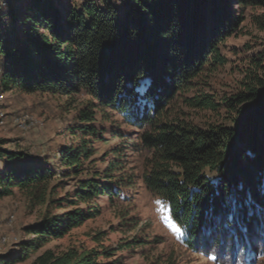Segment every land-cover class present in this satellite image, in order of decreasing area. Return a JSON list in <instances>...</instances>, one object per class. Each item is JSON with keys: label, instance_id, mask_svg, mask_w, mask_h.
<instances>
[{"label": "trees", "instance_id": "1", "mask_svg": "<svg viewBox=\"0 0 264 264\" xmlns=\"http://www.w3.org/2000/svg\"><path fill=\"white\" fill-rule=\"evenodd\" d=\"M234 1L264 8V0H123L121 9L110 0L72 8L63 0H23L11 8L9 16L20 27L11 41L0 42V90L86 99L76 112L79 142L58 153L63 171L0 148V199L13 189L32 192L56 176L86 172L83 165L94 156L91 144L105 142L93 125L96 115L110 110L138 130L132 147L144 155L141 183L168 206L184 248L214 264H257L264 257V50L254 60L255 70L245 75L243 92L222 103L228 125L200 128L171 108L205 67L226 63L219 47L240 21L232 12ZM260 28L264 32V23ZM183 102L194 111L218 114L221 107L208 95ZM122 163L108 162L100 173L87 171L71 201L32 194L46 212L53 206L73 209L53 217L48 211L25 228L29 241L16 261L99 216V200L124 205L132 177L113 175ZM111 256L73 247L45 250L32 264H116L107 263Z\"/></svg>", "mask_w": 264, "mask_h": 264}, {"label": "rangeland", "instance_id": "2", "mask_svg": "<svg viewBox=\"0 0 264 264\" xmlns=\"http://www.w3.org/2000/svg\"><path fill=\"white\" fill-rule=\"evenodd\" d=\"M22 1L0 0V42L3 44L11 41L19 30V24L12 22L9 10L18 8ZM63 2L65 8H72L87 2L101 5L102 0ZM123 5L122 0L116 7L121 9ZM232 12L240 17V21L233 35L219 47L226 63L223 66L205 67L203 73L193 80L192 89L172 101L173 112L179 113L177 117L200 128L208 124L228 125L230 114L222 103L243 92L245 75L255 70L254 60L264 50V32L260 28V24L264 23V8L238 6L234 1ZM2 67L0 57V73ZM258 73L262 77V73ZM199 94L208 95L221 105L218 114L194 111L184 104V97ZM75 99L77 97L26 94L18 89L10 92L0 90V148L24 153L28 160L46 163L56 171H63L57 164L58 153L75 146L80 140V134L76 131L80 125L76 112L86 98L81 96L73 103ZM96 118L93 125L102 131L105 142L95 141L91 144L94 156L83 167L89 172L100 173L108 162L122 161V168L120 166L113 175L116 179L132 177V186L124 190L129 199L124 205L104 198L99 200V216L85 222L81 228L70 231L64 239L38 247L27 260L19 262L16 257L29 241L25 228L39 223L48 211L53 217L63 216L73 209L53 206L46 212L43 205H37L32 194L36 199L44 195L45 199L71 201L78 182L88 177L87 171L78 176H56L45 188L40 187L32 192L13 189L9 197L0 199V261L4 264H32L45 250L61 253L74 247L85 251L105 250L112 254L107 263L214 264L205 255L184 248L183 235L169 219L168 206L144 189L140 178L144 169V155L138 148L132 147L136 143L133 141L138 130L123 124L119 116L110 110L97 114ZM118 134L123 138L115 136ZM114 149L121 150L119 156L112 154ZM3 169L4 163L0 162V171ZM79 207L86 209L87 206L80 204ZM178 230L179 235L176 233ZM99 234L102 235L100 242H95L94 237ZM257 264H264V257Z\"/></svg>", "mask_w": 264, "mask_h": 264}, {"label": "clouds", "instance_id": "3", "mask_svg": "<svg viewBox=\"0 0 264 264\" xmlns=\"http://www.w3.org/2000/svg\"><path fill=\"white\" fill-rule=\"evenodd\" d=\"M122 2V0H112V3L115 5H119Z\"/></svg>", "mask_w": 264, "mask_h": 264}, {"label": "snow or ice", "instance_id": "4", "mask_svg": "<svg viewBox=\"0 0 264 264\" xmlns=\"http://www.w3.org/2000/svg\"><path fill=\"white\" fill-rule=\"evenodd\" d=\"M176 233H177V235H179V230H178V231H176Z\"/></svg>", "mask_w": 264, "mask_h": 264}, {"label": "built area", "instance_id": "5", "mask_svg": "<svg viewBox=\"0 0 264 264\" xmlns=\"http://www.w3.org/2000/svg\"><path fill=\"white\" fill-rule=\"evenodd\" d=\"M0 264H4V263H2V262L0 261Z\"/></svg>", "mask_w": 264, "mask_h": 264}]
</instances>
